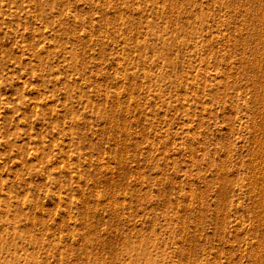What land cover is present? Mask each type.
Wrapping results in <instances>:
<instances>
[{"label": "rangeland", "instance_id": "374dc122", "mask_svg": "<svg viewBox=\"0 0 264 264\" xmlns=\"http://www.w3.org/2000/svg\"><path fill=\"white\" fill-rule=\"evenodd\" d=\"M263 3L0 0V264H264Z\"/></svg>", "mask_w": 264, "mask_h": 264}, {"label": "bare ground", "instance_id": "6f19581e", "mask_svg": "<svg viewBox=\"0 0 264 264\" xmlns=\"http://www.w3.org/2000/svg\"><path fill=\"white\" fill-rule=\"evenodd\" d=\"M248 1V0H247ZM247 3V2H246ZM264 4V3H263ZM256 6H258V5H256ZM248 7V6H247ZM246 7V8H247ZM260 7V6H259ZM249 9V8H248ZM247 9V10H248ZM246 10V11H247ZM252 11V10H251ZM252 13V12H251ZM258 13V12H257ZM262 13H263V11H262ZM259 14V13H258ZM249 15V14H248ZM254 16V15H253ZM263 16V15H262ZM261 16V17H262ZM259 18V17H258ZM263 18V17H262ZM262 21V20H261ZM260 21V22H261ZM253 22V21H252ZM263 22H264V19H263ZM259 23V22H258ZM252 24V23H251ZM256 24V23H255ZM258 26H260V25H258ZM262 26H263V23H262ZM262 28V27H261ZM264 28V27H263ZM251 32V31H250ZM257 35V34H256ZM255 38V37H254ZM258 38V37H257ZM264 39V38H263ZM264 42V41H263ZM261 47H262V45H260ZM257 48V47H256ZM260 49V48H259ZM262 49V48H261ZM258 54V53H257ZM261 54V53H260ZM253 56V55H252ZM250 57V56H249ZM260 57H261V55H260ZM244 59V58H243ZM253 59V58H252ZM257 60V59H256ZM261 60V59H260ZM259 60V62L260 63H262L263 65H264V57L262 58V61H260ZM244 61V60H243ZM252 61V60H251ZM251 63V62H250ZM259 63V64H260ZM259 66V65H258ZM249 67V66H248ZM263 67V66H262ZM255 74V73H254ZM257 74V73H256ZM252 75V74H251ZM261 75V74H260ZM253 77V76H252ZM251 80V79H250ZM255 81H256V79H255ZM259 83H260V85H261V88H262V90H261V96H260V94H259V104H260V107L262 106L263 108H264V69H263V73H262V75H261V78L259 79ZM258 84V83H257ZM257 87H259V86H257ZM256 87V88H257ZM255 88V89H256ZM257 90V89H256ZM255 91V90H254ZM255 95V94H254ZM254 97V96H253ZM256 99V98H255ZM257 99V100H258ZM255 101V100H254ZM253 101V102H254ZM258 106V105H257ZM256 106V107H257ZM259 107V106H258ZM260 113V112H259ZM261 114V113H260ZM263 114V113H262ZM261 114V115H262ZM264 115V114H263ZM256 117H258V116H256ZM264 119V118H263ZM255 123V122H254ZM259 123V122H258ZM256 124V123H255ZM260 125V124H259ZM264 126V125H263ZM256 128H259L258 126L256 127ZM264 128V127H263ZM255 132V131H254ZM260 132H261V130H260ZM264 132V131H263ZM256 135V134H255ZM261 136V135H260ZM258 138H260V137H258ZM263 138H264V135H263ZM261 140V139H260ZM262 142V141H261ZM257 143H258V141H257ZM260 143V142H259ZM254 144L255 143H253V147H254ZM264 144V143H263ZM259 145V147L258 148H260L261 146H262V144H261V146H260V144H257V146ZM255 148V147H254ZM254 152H255V150H254ZM256 153H257V151H256ZM253 154V153H252ZM255 154V153H254ZM258 155V154H257ZM254 156V155H253ZM258 156H260V158L261 159H259V160H261L262 162L264 161V149L263 150H261V149H259V155ZM252 157V156H251ZM250 157V158H251ZM257 157V156H256ZM253 159H255V158H253ZM254 161V160H253ZM252 161V162H253ZM256 161V163H257V161L258 160H255ZM258 163H259V165H260V161H258ZM253 164V163H252ZM255 166V165H254ZM253 166V167H254ZM262 166H263V163H262ZM259 167H261V166H259ZM258 169V168H257ZM260 169V168H259ZM263 169H264V167H263ZM253 172V171H252ZM258 173V172H257ZM260 173H261V171H260ZM259 173V174H260ZM256 175V174H255ZM248 177V176H247ZM252 177V176H251ZM250 177V178H251ZM249 178V177H248ZM248 178H246V179H248ZM253 178H254V176H253ZM259 179H261L259 182H260V184L259 185H257L258 186V189H259V196L257 197L258 199H257V201H259V204L264 208V173H262V175H261V177H259ZM250 181H251V179H250ZM255 181V180H254ZM258 182V181H257ZM253 183V182H252ZM253 184H258V183H256V181H255V183H253ZM248 185H249V183H248ZM255 186V185H254ZM249 186H247V188H248ZM251 188V187H250ZM251 190H253V189H251ZM247 191V190H246ZM257 192H258V190H256ZM255 193V192H254ZM253 194V193H252ZM257 195V194H256ZM249 196H250V194H249ZM249 199V198H248ZM257 201H256V203H257ZM251 202H253V200L251 201ZM248 205V204H247ZM253 205H254V203H253ZM257 205V208H259L258 207V204H256ZM240 207V206H239ZM253 210V209H252ZM258 210V209H257ZM255 211H256V209H255ZM260 212L259 213H261V209L259 210ZM257 212V211H256ZM263 214H264V211H263ZM260 217H262V216H260ZM257 219H258V217H257ZM262 220V219H261ZM256 224V223H255ZM264 224V221L263 222H261V226ZM258 226V225H257ZM260 226V225H259ZM260 226V227H261ZM254 227V226H253ZM248 228H249V226H248ZM247 228V229H248ZM255 230H256V228H255ZM250 231V230H249ZM256 232V231H255ZM264 232V231H263ZM256 234V233H255ZM252 242V241H251ZM259 243H260V241H259ZM250 244V243H249ZM255 254V253H254ZM257 255V254H256ZM260 255V254H259ZM258 257V256H257ZM259 259H260V257H258ZM261 260V259H260ZM260 262V261H259ZM264 262V261H263ZM258 263V262H257ZM259 264V263H258ZM262 264V263H261Z\"/></svg>", "mask_w": 264, "mask_h": 264}]
</instances>
